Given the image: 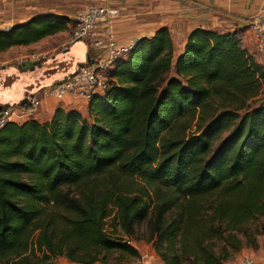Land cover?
<instances>
[{
	"label": "trees",
	"instance_id": "trees-1",
	"mask_svg": "<svg viewBox=\"0 0 264 264\" xmlns=\"http://www.w3.org/2000/svg\"><path fill=\"white\" fill-rule=\"evenodd\" d=\"M70 25L45 13L0 29V53ZM242 33L196 28L176 54L160 27L115 62L85 115L56 108L45 122L7 123L0 264H122L138 252L120 233L132 237L142 224L160 264H225L256 249L264 102H250L264 68Z\"/></svg>",
	"mask_w": 264,
	"mask_h": 264
},
{
	"label": "crops",
	"instance_id": "crops-1",
	"mask_svg": "<svg viewBox=\"0 0 264 264\" xmlns=\"http://www.w3.org/2000/svg\"><path fill=\"white\" fill-rule=\"evenodd\" d=\"M95 1L98 3H108L121 9L122 12V16L119 19L113 21L111 24L100 27L97 33L98 36L111 37L121 44H130L140 38L152 36L160 27H166L170 32L173 44L174 38L177 37L178 39V52L182 50L187 35L193 29L201 28L217 32H231L236 29H242L244 33L249 25V21L261 8H264V0ZM12 25L13 24H9L2 29H8ZM52 37H55L58 41L57 45H55V49L68 45L64 53L53 56V60L57 61L65 58L63 60L69 61V65H73V67L68 68V72L61 73L59 70L57 73H54L52 77L46 76L40 78L33 75H30V77H22L16 79L14 83L6 88L2 87L0 84V105L20 104L25 100V96L29 92H34L38 87L57 83L66 74L72 72L78 65L85 62L88 53V45L86 43L71 42V35L67 31L59 32L46 38ZM56 69L58 68H54L53 70ZM35 78H37V82L34 81ZM32 85L34 87H32ZM86 106L87 102L80 99H73L69 96H65L61 100L43 96L41 97L39 107L33 112L34 116L32 119L38 122L48 121L56 108H62L64 110L74 109L84 115ZM78 107H83V110L78 109ZM136 250L140 256L142 251ZM247 251L248 250L239 251L235 259L227 261L225 264H241V260L245 255L244 253L249 254ZM259 260H264V258Z\"/></svg>",
	"mask_w": 264,
	"mask_h": 264
},
{
	"label": "built area",
	"instance_id": "built-area-1",
	"mask_svg": "<svg viewBox=\"0 0 264 264\" xmlns=\"http://www.w3.org/2000/svg\"><path fill=\"white\" fill-rule=\"evenodd\" d=\"M264 8L249 22L252 47L255 53L264 59ZM122 16L121 9L108 3L88 4L74 18L71 42H83L93 53L92 63L76 67L57 83L38 87L34 92L25 96L24 105L12 104L0 109V130L9 122L28 118L40 105L41 97L49 96L57 100L69 96L88 102L93 96L103 94L106 89L108 72L119 59L125 58L134 43L121 44L111 37L98 36V30L104 25L111 24ZM243 42V38L241 39ZM139 264H154L147 252L140 254ZM241 264H264L251 256H244Z\"/></svg>",
	"mask_w": 264,
	"mask_h": 264
},
{
	"label": "rangeland",
	"instance_id": "rangeland-1",
	"mask_svg": "<svg viewBox=\"0 0 264 264\" xmlns=\"http://www.w3.org/2000/svg\"><path fill=\"white\" fill-rule=\"evenodd\" d=\"M88 4H98V2L95 0H0V29L8 26L9 24L25 22L29 18L36 15L54 13L66 16L68 19H70L71 25L66 31L72 35L75 16L80 10L83 9L84 6ZM242 38V47L245 48L251 55H253L255 61L264 68V59L253 50L249 27H247L246 31L243 33ZM57 43L58 41L55 39V37L46 38L30 46L15 47L11 50L0 53L1 86L6 88L14 83L16 79L30 77V75L42 78L46 76L52 77L53 74L57 73L59 70L61 73L68 72V68L73 67V65H69V61L63 60L65 58L57 61L53 60V56L64 53L65 48L68 47V45H66L64 47L55 49V45H57ZM178 47L179 42L176 37L174 38V49L176 54L178 53ZM38 61L40 62V67H36L33 71H22V63ZM54 68L58 69L53 70ZM34 81L37 82V78H35ZM32 87L34 86L32 85ZM262 102H264V89L254 100L250 102V107H255ZM78 109L83 110V107H78ZM33 116L34 113H32L28 118H32ZM26 119L27 118L17 120V123H21ZM193 129L194 128H192V130ZM260 229L261 228H259V230ZM120 236L124 240H128L135 249L149 253L154 264H160L158 256L155 254L151 244L148 242L149 236L146 231L145 224L137 226L132 237H128L122 233H120ZM256 240V249H252L250 247H244L242 249L248 250L247 252L249 253H244V256H251L257 260L263 259L264 234L257 235ZM235 256H237V253L234 254L228 261L235 259ZM140 260L139 254L137 257L125 256L122 264H139ZM52 262L55 264H70L61 257L53 259Z\"/></svg>",
	"mask_w": 264,
	"mask_h": 264
},
{
	"label": "water",
	"instance_id": "water-1",
	"mask_svg": "<svg viewBox=\"0 0 264 264\" xmlns=\"http://www.w3.org/2000/svg\"><path fill=\"white\" fill-rule=\"evenodd\" d=\"M89 63H92V61L89 59V56H88V53L86 55V58H85V62L83 64H80L78 65V67H82V66H85ZM21 67H22V71H25V70H29V71H33L36 67H40V62H24L21 64ZM27 101L26 100H23L20 105H24ZM9 105L8 104H5V105H0V109L1 108H7Z\"/></svg>",
	"mask_w": 264,
	"mask_h": 264
}]
</instances>
